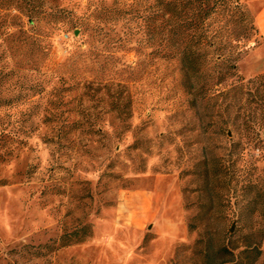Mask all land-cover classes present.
Segmentation results:
<instances>
[{"label": "rangeland", "instance_id": "374dc122", "mask_svg": "<svg viewBox=\"0 0 264 264\" xmlns=\"http://www.w3.org/2000/svg\"><path fill=\"white\" fill-rule=\"evenodd\" d=\"M23 1V19L10 32L46 36V49L31 38L0 62L15 71L2 97L16 99L0 108V264H235L217 253L230 239L258 244L255 264H264V232L254 231L256 222L264 230V209L252 212L264 208L256 194L264 187L237 186L230 159L226 184L217 180L226 124L214 107L187 106L176 64L154 58L137 19H110L126 0ZM244 2L256 19L261 4ZM236 64L246 80L264 74L261 31ZM118 84L133 100L126 122L110 106ZM57 90L65 123L82 120L85 108L100 133L72 129L58 142L59 124L45 122ZM257 165L249 173L264 179V161ZM199 212L204 225L191 231ZM85 231L84 241L66 244Z\"/></svg>", "mask_w": 264, "mask_h": 264}, {"label": "trees", "instance_id": "16d2710c", "mask_svg": "<svg viewBox=\"0 0 264 264\" xmlns=\"http://www.w3.org/2000/svg\"><path fill=\"white\" fill-rule=\"evenodd\" d=\"M23 2L8 0V5L0 3V47L8 43L0 53V62L19 55L31 38L33 42L30 44L37 46L41 51L46 49L43 46L46 36L39 34L30 37L22 29L15 33L10 32L11 27L23 19ZM126 3L128 5L125 9L109 10L110 19L113 20L115 15H124V18L126 15L130 16L129 23L137 19L138 32L141 31L146 37L145 42H150L154 58L157 61L176 64L180 78L178 89L188 97L187 106L193 110L214 107L226 124L221 131L223 130L229 140L224 155L218 157L217 180L226 184L229 168L227 159H230L235 168L234 180L237 186L245 189L264 187L263 178H254L249 173L251 170L258 172L257 163L264 161V74L246 80L239 75L236 64L239 56L249 46L251 36L260 33L256 19L244 0H126ZM30 20L34 22L32 16ZM132 36L128 35V38ZM11 72L12 70L8 72L6 67H0V87L10 74H15V71ZM100 84L97 82V91L101 87ZM90 85L84 88L89 89ZM117 87L121 90L113 93L111 110L116 111L121 120L126 122L132 118L133 100L127 85L118 84ZM55 95L56 101L51 102L53 108L47 112L45 122L59 124L58 142L64 141L72 129H81V135L100 133L101 129L91 121V115L85 108L79 110L82 120H75L72 125L65 123L61 107L66 103L61 90H57ZM83 95L89 93L85 92ZM95 96L96 93L92 95V100ZM15 100L2 97L0 92V108ZM66 126L70 129L66 130ZM232 127L238 134L237 141L234 137L230 138ZM129 128L126 124L122 130L125 132ZM256 194L258 197L264 196V191L259 190ZM251 204L248 202V205ZM253 208L252 212L260 214L264 209L257 206ZM203 214L199 212L191 219V231H197L204 225L201 220ZM254 231L264 232L259 222L255 223ZM86 236V231L81 235L77 232L73 241L66 244L84 241ZM236 250H239L237 254ZM217 253L219 256L236 257L235 264H255L261 250L258 244L234 246L230 239L218 248ZM244 255L247 261L239 260V257ZM224 263L225 261H221L215 264Z\"/></svg>", "mask_w": 264, "mask_h": 264}, {"label": "crops", "instance_id": "0c3cea01", "mask_svg": "<svg viewBox=\"0 0 264 264\" xmlns=\"http://www.w3.org/2000/svg\"><path fill=\"white\" fill-rule=\"evenodd\" d=\"M256 1L259 2L262 7L256 16V24L264 36V0H256Z\"/></svg>", "mask_w": 264, "mask_h": 264}]
</instances>
